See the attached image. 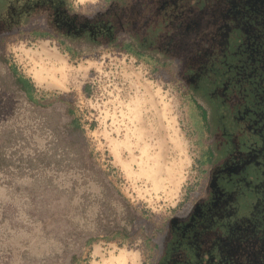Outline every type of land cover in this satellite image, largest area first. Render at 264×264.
I'll use <instances>...</instances> for the list:
<instances>
[{
    "label": "rangeland",
    "instance_id": "1",
    "mask_svg": "<svg viewBox=\"0 0 264 264\" xmlns=\"http://www.w3.org/2000/svg\"><path fill=\"white\" fill-rule=\"evenodd\" d=\"M116 1L68 3L80 19L92 21L107 10L118 11ZM187 31L174 26L156 44L183 57L172 62L137 54L124 37L110 45L60 42L41 15L22 29L0 30L7 67L15 65L32 81L34 99L60 112V127L75 143L74 150L55 153L51 134L29 118L31 106L24 97L0 91V123L32 126L24 130L29 144L7 151L22 166L11 177L22 186L34 177H49L64 188L72 194L70 220L87 233L68 241L48 229L30 215L36 203L27 190L13 189L0 173V264H157L165 227L187 224L189 215L200 214L217 165L204 158L209 141L199 134L188 85L202 69L195 55L215 43L207 33L196 38ZM35 145L51 162L62 155L71 163L28 170L26 158L34 156ZM77 153L94 172L78 166Z\"/></svg>",
    "mask_w": 264,
    "mask_h": 264
},
{
    "label": "trees",
    "instance_id": "2",
    "mask_svg": "<svg viewBox=\"0 0 264 264\" xmlns=\"http://www.w3.org/2000/svg\"><path fill=\"white\" fill-rule=\"evenodd\" d=\"M66 1L68 2V0ZM123 1L126 2L127 0ZM128 1L137 2V11L143 13H141L143 18L151 13L148 8H144V4L147 6L148 0ZM23 3L24 0H18L14 6L19 8ZM8 13L5 1L0 0V20L6 24L5 30L1 33L11 29L13 31L15 28L22 29L34 16L41 15L44 18L39 11L33 9L29 11L16 9L15 14L11 16L12 18L9 17ZM143 18L141 19L138 15L139 20H136V25L139 24V21L142 23ZM116 22L117 19H107L105 22L95 19L86 26L76 25L70 33L56 32V35L60 42H69L77 46L110 45L124 37L123 42L126 43V46L137 54L149 53L158 59L172 62L180 61L183 58L181 55H170L156 46L157 35L170 31V27H166L164 23L157 22L154 25L150 22L147 25H142L136 31L121 27ZM34 32L37 31L34 30ZM235 42L237 43L236 39L231 40L230 38L229 49L235 45ZM217 49L218 47L212 54H207L203 58L198 57V55L194 58V60H199L198 66H202V69L196 71L198 73L196 83L188 85L189 99L193 101L197 118H199V134L209 141L207 149L203 151L204 158H206L207 164L220 166L224 164V160L233 158L236 151L242 157L248 154H254L256 157L236 173L216 175L217 186L230 198L226 205L216 211L207 212L201 220L197 221L195 228L200 234L198 241L192 242L186 237H181L179 230L170 225L165 227L160 237L161 246L157 263L215 264L221 255L223 258L225 255L219 251L218 242L214 237L216 235L225 236L229 232V226L244 218L253 222L254 236L252 238L264 242V102L257 104L253 100V95L256 92L253 87L247 88L243 100L238 102L236 95L238 88L233 80L234 71L232 69L236 59L230 54H226L225 50L221 54L218 53ZM186 71L192 72L193 70L187 68ZM226 79L229 80L230 90L225 96H221L217 94V89ZM261 88H264V81L260 84ZM34 89L32 81L18 72L15 65L7 67L6 61L0 54V91L13 97H24L23 99L31 106L29 118L35 122L34 124L37 121L41 123L36 125L40 129L43 128L42 130L47 135L51 134V148L54 149L55 153L56 151L68 153L74 150L75 143L60 127V112L46 109L40 101L34 99L32 97ZM244 107L251 108L247 116H241ZM254 110L259 111L262 115V119L255 123H253L255 116L252 112ZM30 129L32 130L31 125ZM30 129L15 126L12 121L0 123V173L4 174V178L8 179V184L13 189L25 188L33 198L32 201H35L36 206L30 212L32 217L40 219L48 229L60 231L68 241L85 237L87 233L78 229L69 217L73 210L70 205L72 194L56 185L49 177H34L23 186L21 183L14 182L13 177H11L14 171L17 172L22 166H18L17 159L11 154L9 155L7 151H10L13 146H21L22 142L29 144L31 138L26 137L24 130ZM33 152L34 156L27 155L26 158L28 161L27 168L31 171L36 168V165L48 167L51 163L56 165L71 163V159H66L62 155L58 162H51L47 153L38 149L36 145L33 146ZM72 159L74 160V158ZM76 159L80 168L84 167L94 172L92 167L82 160L81 154L77 153ZM94 174L100 178L96 172ZM100 182L102 183L101 178ZM207 194L208 196L203 199L204 203H208L212 199L210 191ZM37 200L41 201L42 204H38ZM101 219H105L104 216ZM58 220L62 222V225L57 223ZM57 224L61 226L60 229ZM105 225L107 224H103L102 227ZM111 228L113 227L110 226Z\"/></svg>",
    "mask_w": 264,
    "mask_h": 264
},
{
    "label": "flooded vegetation",
    "instance_id": "3",
    "mask_svg": "<svg viewBox=\"0 0 264 264\" xmlns=\"http://www.w3.org/2000/svg\"><path fill=\"white\" fill-rule=\"evenodd\" d=\"M4 1L9 11V17L15 14L16 9L20 8L25 11L33 9L39 11L44 16L47 27L57 33H70L76 25L86 26L95 20L80 19L73 13L66 0H24L23 5L19 8L14 6L18 0ZM116 2L118 11L107 10L96 18L97 21L105 22L107 19H117L116 23L119 26L136 31L142 25H147L150 22L154 25L161 22L166 27H170V31L164 33L166 35L172 33L171 29L174 26L188 28L186 33L191 37L198 38L200 34L207 33L208 39L211 37L209 40L215 44L214 46L212 44L210 49L201 50L198 57L203 58L200 54L205 52L212 54L217 47L220 54L225 50L226 54H230L236 59L232 69L234 71L233 80L238 88V93H236L238 102L243 100L245 91L249 87L256 90L253 100L257 104L264 102V88L260 89V84L264 81V0H148L147 6L144 4V8H148L151 13L146 18H143L142 12L141 14L137 11V2L133 3L128 0ZM156 10H160L161 15H158ZM138 15L141 19L143 18V22L139 21V24L136 25V20H139ZM175 17L177 20H172ZM5 26L4 21L0 20L1 31L5 30ZM164 34L157 35L155 40L157 44L160 41V36ZM229 37L231 40L236 39L237 41L231 49H229ZM214 39L216 40L213 41ZM163 50L166 53L169 52ZM169 54L175 55L170 52ZM229 90V80L226 79L218 87L217 94L225 96ZM250 111L251 108L244 107L241 116H247ZM252 112L255 116L253 123L262 119L259 111ZM237 153V151L234 152L233 158L224 160L223 165L216 166L214 171H211L214 187L209 188V191L212 199L208 203H204V201L200 203V214L189 215L186 225L178 223L174 227L171 226L179 230L181 237H186L192 242L198 241L200 234L195 228L197 221L201 220L207 212L216 211L227 204L230 196H227L217 186L216 175L236 173L256 157L254 154L242 157ZM228 169L231 170L228 171ZM215 191L218 196L214 194ZM228 228L229 232L226 234L229 236L225 234V236L216 235L214 237L218 242L219 251L225 255L224 258L221 255L215 264H264V242L252 238L254 236L253 222L244 218L235 221Z\"/></svg>",
    "mask_w": 264,
    "mask_h": 264
},
{
    "label": "bare ground",
    "instance_id": "4",
    "mask_svg": "<svg viewBox=\"0 0 264 264\" xmlns=\"http://www.w3.org/2000/svg\"><path fill=\"white\" fill-rule=\"evenodd\" d=\"M56 68H54L53 70H55Z\"/></svg>",
    "mask_w": 264,
    "mask_h": 264
}]
</instances>
